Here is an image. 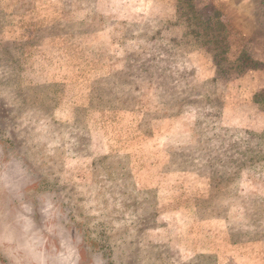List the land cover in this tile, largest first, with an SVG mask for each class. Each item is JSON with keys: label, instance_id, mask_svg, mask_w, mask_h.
I'll list each match as a JSON object with an SVG mask.
<instances>
[{"label": "rangeland", "instance_id": "374dc122", "mask_svg": "<svg viewBox=\"0 0 264 264\" xmlns=\"http://www.w3.org/2000/svg\"><path fill=\"white\" fill-rule=\"evenodd\" d=\"M164 128L210 189L137 188ZM263 129L264 0H0V264L48 204L81 264H264Z\"/></svg>", "mask_w": 264, "mask_h": 264}, {"label": "clouds", "instance_id": "9594fccd", "mask_svg": "<svg viewBox=\"0 0 264 264\" xmlns=\"http://www.w3.org/2000/svg\"><path fill=\"white\" fill-rule=\"evenodd\" d=\"M23 179V177H21ZM52 205L41 208L46 224L38 225L32 218V209L20 214L9 237L7 249L12 264H81L80 241L63 225L53 222ZM92 264L103 261V256L93 254Z\"/></svg>", "mask_w": 264, "mask_h": 264}, {"label": "crops", "instance_id": "0c3cea01", "mask_svg": "<svg viewBox=\"0 0 264 264\" xmlns=\"http://www.w3.org/2000/svg\"><path fill=\"white\" fill-rule=\"evenodd\" d=\"M126 113L129 115L133 114V109L132 110H126ZM164 117H165L164 119H166L167 116H164ZM250 118L251 117H247V121L245 122V125H236V126H245V128L252 130L255 126H257V124H256V122L254 123V118L252 117L253 120H252V124L250 125V123H249ZM223 119H225L224 116H223L222 120ZM173 120H174L173 118H172V120L169 119V123H172ZM165 122H167V120ZM139 124H140V120L137 121V124H136V128H137V131L139 133L138 144L141 142V143H144V146H145V139L147 138V136H150V135H145L140 130V128H138ZM170 127H169V129H170ZM169 129L165 130V128H164V131H162L160 129L154 130L153 139L154 140L159 139V145L157 147H154L153 151H151L149 153L150 156H152V160L150 162H148V164L145 162L146 165H143V166L139 165L133 169L134 181H135V184L137 185V188L140 190L156 189V190L161 191V190L167 189L166 183H168V181H169V183L176 181V184H178L177 182H178V180H180L179 181V187H177V185H176V186H174V189L179 188V189L183 190L182 188L185 187L186 189L193 190V189H196L198 185H195L194 181L192 182L191 180H189V181H187V180L188 179H197V178H199L198 176L203 175V177H201V178L203 179V181H205L207 188L210 189L211 188L210 187V179L211 178L208 176L210 174V172H208L202 166V164L205 161H206V165H209L208 164L209 162L207 159L208 155L203 150L199 152V157L201 160V162H200L201 167L195 168L194 165H189V166H185L182 168H177L176 165H173V161H172L173 152H172L171 148H172V144L174 143V140L172 139V135H166V133ZM263 132H264V129H263ZM112 135H113L112 137H115V134H112ZM173 136H175V135H173ZM116 138H117V134H116ZM175 138H177V137H175ZM115 141H116V139L114 140V138H113V142H115ZM127 143H128V141H127ZM126 152H127V155H129V158L135 159V153H136V159H138V160L140 159L139 158L141 156V155H139L140 151L127 150ZM154 155H156V157H154ZM249 159H250V157H249ZM262 169L264 172V161H263ZM189 200H190V204L192 205L193 200H196V199H195V197L178 199V201H176V205L177 204L182 205ZM213 222H220V221L219 220H212V224H213ZM198 224H199V222H197V227H198ZM212 226H211L210 219L202 220L201 224H200V228L212 227ZM188 230L191 231V228H189ZM196 232H198V230ZM192 247H194V244H191V247H190L191 251L194 252V249H192ZM212 248H213L212 245L206 244L203 248L197 249L196 252H203V253L217 252V251H215V249H212Z\"/></svg>", "mask_w": 264, "mask_h": 264}, {"label": "trees", "instance_id": "16d2710c", "mask_svg": "<svg viewBox=\"0 0 264 264\" xmlns=\"http://www.w3.org/2000/svg\"><path fill=\"white\" fill-rule=\"evenodd\" d=\"M250 161H251V159H250Z\"/></svg>", "mask_w": 264, "mask_h": 264}]
</instances>
